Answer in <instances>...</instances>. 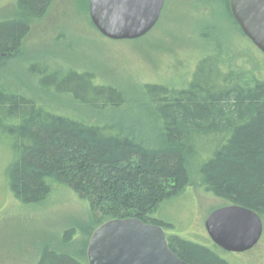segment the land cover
I'll list each match as a JSON object with an SVG mask.
<instances>
[{
	"label": "trees",
	"instance_id": "1",
	"mask_svg": "<svg viewBox=\"0 0 264 264\" xmlns=\"http://www.w3.org/2000/svg\"><path fill=\"white\" fill-rule=\"evenodd\" d=\"M48 4L15 1L16 13L0 20V61L18 51L31 20ZM225 15L238 26L228 8ZM28 69L40 89L92 112L126 104L123 90L96 82L89 71L51 69L44 62ZM134 94L152 121L150 139L141 135V121L131 124L133 130L117 120H83L0 83L7 190L22 204L69 190L86 203L95 229L111 219L136 218L162 227L169 248L187 264H232L208 235L195 240L171 230L181 210L172 204L191 185L193 163L197 185L225 205L256 211L264 223V76L212 52L196 60L184 85L146 82ZM165 208L173 214L165 216ZM73 233L66 230L65 240ZM38 264L88 261L45 246Z\"/></svg>",
	"mask_w": 264,
	"mask_h": 264
},
{
	"label": "rangeland",
	"instance_id": "2",
	"mask_svg": "<svg viewBox=\"0 0 264 264\" xmlns=\"http://www.w3.org/2000/svg\"><path fill=\"white\" fill-rule=\"evenodd\" d=\"M15 1L0 0V20L16 13ZM227 8L230 10V0H164L158 21L145 35L112 40L92 24L88 0H49L45 14L31 20L18 51L0 61V83L33 96L50 109L83 120H117L123 128L133 130L131 124L141 121V135L150 139L155 135L152 121L135 97L136 87L146 82L182 86L196 60L212 52L234 66L264 76V54L226 17ZM32 62H44L51 69L89 71L96 82L123 90L126 104L120 110L95 113L66 97L47 93L38 87L36 75L29 72ZM7 156V148L0 143V264H38L45 246L81 259L87 257L95 228L86 203L62 189L43 202L22 204L7 190L2 177ZM190 171L191 185L172 204L174 208L180 205L181 210L176 228L171 230L202 240L207 235L206 217L226 201L196 184L195 164ZM171 211L165 208L163 214L170 216ZM72 228L73 235L65 240L66 230ZM226 256L232 264H264V223L262 236L252 249L227 252Z\"/></svg>",
	"mask_w": 264,
	"mask_h": 264
},
{
	"label": "water",
	"instance_id": "3",
	"mask_svg": "<svg viewBox=\"0 0 264 264\" xmlns=\"http://www.w3.org/2000/svg\"><path fill=\"white\" fill-rule=\"evenodd\" d=\"M164 0H88L89 17L106 38L130 40L145 35L158 21ZM243 34L264 54V0H230ZM210 240L227 252L243 253L260 240L263 221L236 204L212 210L204 221ZM88 264H187L169 248L162 227L136 218L111 219L92 233Z\"/></svg>",
	"mask_w": 264,
	"mask_h": 264
},
{
	"label": "flooded vegetation",
	"instance_id": "4",
	"mask_svg": "<svg viewBox=\"0 0 264 264\" xmlns=\"http://www.w3.org/2000/svg\"><path fill=\"white\" fill-rule=\"evenodd\" d=\"M165 233V232H164ZM166 235V234H165Z\"/></svg>",
	"mask_w": 264,
	"mask_h": 264
}]
</instances>
